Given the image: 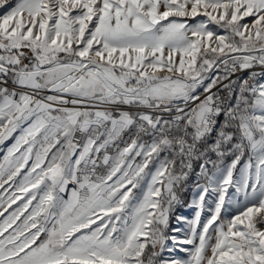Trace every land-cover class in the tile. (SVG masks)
<instances>
[{"label":"snow or ice","instance_id":"1","mask_svg":"<svg viewBox=\"0 0 264 264\" xmlns=\"http://www.w3.org/2000/svg\"><path fill=\"white\" fill-rule=\"evenodd\" d=\"M14 133L0 216L27 199L0 221V264H264V0H16L0 144Z\"/></svg>","mask_w":264,"mask_h":264},{"label":"rangeland","instance_id":"2","mask_svg":"<svg viewBox=\"0 0 264 264\" xmlns=\"http://www.w3.org/2000/svg\"><path fill=\"white\" fill-rule=\"evenodd\" d=\"M15 2H16V0H7V3L3 7H0V16H3L4 14H6V12L10 10V7L14 6ZM200 11L202 12L203 9H201ZM178 19H186L187 23L194 24V23L199 22L200 20H207V17L200 15V16H197L195 18L189 17V18H178ZM252 20H253L252 17H245L244 20L241 21V23H248L249 25H251ZM209 28L216 30L219 34H223V30L219 29L214 24H209ZM18 134L19 133H14L12 137L5 140L3 144H0V162L3 161V157L7 154L8 148H10L12 146V144L15 142V137ZM200 164L201 163L198 164L197 169L194 172L193 179H196L197 177L201 176L200 175V167H199ZM207 167H208V165H207ZM205 182L206 181L203 178V181L200 184H204ZM195 187H196V184L193 185L191 188L190 200H189L188 207L186 209H184L183 211L179 212L177 214V216H184V217H187L188 219H191L194 216L195 209L192 206V199H193V192L195 190ZM233 193H234V189L229 187L228 192L225 194L226 207H227V203L230 199H232V200L235 199ZM206 199H215V198L214 197H206ZM205 214H206V212H205ZM236 214H237V209L235 207V204L233 203L231 205V207L229 208L227 214L225 215L224 211L222 210L221 215L224 219H228V218H231V216H234ZM178 227L186 228L187 226L183 222L178 223L177 220H175L173 223V226L171 228L169 236L177 235L179 238L182 239L183 238L182 233H176L173 231V229L178 228ZM171 247H173V244H172V241L169 239L167 241V248H171ZM181 247H190V246H188V245H177L175 251H173V252L167 251V248H166L165 251L161 254V258L167 259V258L172 257V256L185 257V253L179 250Z\"/></svg>","mask_w":264,"mask_h":264},{"label":"trees","instance_id":"3","mask_svg":"<svg viewBox=\"0 0 264 264\" xmlns=\"http://www.w3.org/2000/svg\"><path fill=\"white\" fill-rule=\"evenodd\" d=\"M210 155H211L212 160L216 159V156L214 153H212ZM198 164L199 163L197 161L193 162V171L190 172V174L188 176V180H187L186 184L184 185V188L178 192V195L180 197V203L175 206V208L173 210V214L170 217L168 235L170 234L173 223L176 220L177 214L179 212L183 211L184 209H186L189 205L190 193H191L192 186L197 184L198 182L201 183L203 181V178L201 176L197 177L196 179H193V175L197 169Z\"/></svg>","mask_w":264,"mask_h":264},{"label":"crops","instance_id":"4","mask_svg":"<svg viewBox=\"0 0 264 264\" xmlns=\"http://www.w3.org/2000/svg\"><path fill=\"white\" fill-rule=\"evenodd\" d=\"M8 187V185H5V188H7ZM3 190L2 189H0V192H2ZM17 194H19V193H17ZM24 199H27V197H24ZM24 199H22V200H20V201H17V204H14V205H12V208H10L9 210H8V212H11L13 209H15L16 207H17V205H19V204H22L23 202H24ZM36 202L35 201H33V204H35ZM31 209H29V211H30ZM8 212H5L4 213V216H0V221H2L7 215H8ZM25 215H27V213H25ZM21 219H23V217H21ZM10 231V230H9ZM7 234V233H6ZM5 234V235H6Z\"/></svg>","mask_w":264,"mask_h":264},{"label":"built area","instance_id":"5","mask_svg":"<svg viewBox=\"0 0 264 264\" xmlns=\"http://www.w3.org/2000/svg\"><path fill=\"white\" fill-rule=\"evenodd\" d=\"M256 72H260L261 71V68L259 66H257L255 69H254ZM249 74L248 71H245L243 73H240L239 75L243 76V77H246L247 75ZM235 78V77H233ZM260 79V78H258ZM121 147H123V145H121ZM196 162V161H195ZM198 163H202L203 161H197ZM208 167L211 168V164H208Z\"/></svg>","mask_w":264,"mask_h":264}]
</instances>
